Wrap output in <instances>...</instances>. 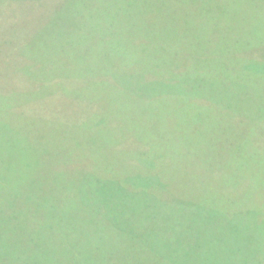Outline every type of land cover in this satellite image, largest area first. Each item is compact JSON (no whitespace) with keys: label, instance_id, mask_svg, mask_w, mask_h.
Segmentation results:
<instances>
[{"label":"rangeland","instance_id":"obj_1","mask_svg":"<svg viewBox=\"0 0 264 264\" xmlns=\"http://www.w3.org/2000/svg\"><path fill=\"white\" fill-rule=\"evenodd\" d=\"M1 32L0 264H264V84L235 68L264 0H7Z\"/></svg>","mask_w":264,"mask_h":264},{"label":"trees","instance_id":"obj_2","mask_svg":"<svg viewBox=\"0 0 264 264\" xmlns=\"http://www.w3.org/2000/svg\"><path fill=\"white\" fill-rule=\"evenodd\" d=\"M4 1H7V0H0V3L4 2ZM60 1H62V4H64L66 2V0H60ZM53 2H55V1H52V3ZM42 15H41V17H42ZM40 18L39 17H34L33 20L38 21V20H40ZM51 19H52V17L49 18L48 21L50 22ZM30 21H32V20H30ZM128 22L130 24H132V21L129 20ZM32 23L34 25H36L34 21ZM59 23L61 24L60 26H65V22L64 21H60ZM28 26H29V24L27 23L26 26H24V27H28ZM65 27H66L65 29H67L68 31H70L69 27H67V26H65ZM20 30H22V27L19 28V27L15 26V25H11V27L9 28V31L12 32V38L13 37H16V40H18L19 38L17 36L20 34V32H19ZM6 32H8V29H6ZM165 32H168V28L167 27H165V28L163 27L162 29L159 28L158 30H154V32L152 30V33L150 35H153L154 38H153V40L150 38L151 41L149 42V44L150 43L153 44L154 49H155V46H156L157 43H163V41H162L163 39H159L160 37H158V36L161 35V37H162ZM142 35H144V33L141 34V35L131 34V36H132V38H131L132 39L131 44L132 45H137V46L139 45L140 47H142L143 45L147 44V43H145L143 41V39L146 38V37H144L145 35L144 36H142ZM7 40H8L7 37H4L3 33L1 32L0 41L6 43ZM111 41H113L112 38H110L109 42H111ZM105 42H107L106 39H105ZM252 48H253V45L247 44L244 47L238 49V51L244 50V51L239 52V53H241L240 55H238V54L236 55L238 57L237 58L238 62L236 64L234 63L235 64V68L238 69V70H236L237 71L236 73H237V76H239V77L235 76V77H232V79L235 80V81H238L236 79V77H237V78H240L241 79L238 82H241V81L242 82H247V81H249V82H254L256 84H262L263 85L264 84V55L260 51L259 52L258 51H253ZM248 51H250V53H254V54H251L249 56L247 54ZM112 52H113V54H115V51H112ZM254 55H256V57H254ZM229 58H235V53H232V56H230ZM102 76H103V79H104L105 76L104 75H102ZM107 77H109V76H107ZM162 77H161V79H162ZM166 77H169V75H167ZM246 77H248V78H246ZM172 78H176V76H172L171 79ZM51 79L52 78H50L49 80H51ZM49 80H46V81H49ZM177 80L180 81L179 77H177ZM106 81L112 82V78L110 80L107 79ZM167 83L168 82H166V84H164L166 88H170L171 87V84L172 83L174 84V82H172L170 84L169 83L167 84ZM244 85L245 84H243L241 88H242L243 91H246L248 87L246 85L245 86ZM80 87L81 86H79V89H80ZM84 91L85 90L83 89L80 92H84ZM261 94H258V95L261 96ZM76 95L77 94L75 93V96ZM78 96H79V94H78ZM82 98H84V97H82ZM98 110H99V108H98ZM105 116H106V114H104V116L102 118H104ZM32 120L33 119L31 118L30 126H32ZM103 121H104V119H103ZM94 124H96V123H94ZM256 125H257V123L254 124V126H256ZM249 134H252V132H250ZM18 154H20V153H18ZM18 154H15L13 156V162L15 163V166H16V169H17V176L20 178L21 175H22L24 178L27 179V178H29L31 176V171L34 170V169H37L38 166H34V164H33L34 156H32V155L31 156L28 155L25 159H23V165L21 167L17 166L16 165L17 161L15 160V157L18 156ZM150 187L151 186L149 184H147V188H150ZM129 189H130V186H129ZM261 211L264 212V210H261ZM261 214H259V215H261ZM6 218H7V216L4 218V221H6ZM261 218H262V220H261V223L262 224H260V225H262V226H258L257 229H260V228H263L264 227V216H261ZM98 235L99 234H97V236ZM114 237H115V235H114ZM86 238H88L89 241H90V243H91V244H89V247H91L92 245L93 246H96V244H94L96 242L95 240L98 238V237H96V233L93 232L92 234H90ZM112 242L114 243L115 240L112 241ZM26 243H27V241H24L22 243L21 249H20V251H22L24 254H26L28 252V247H25L26 246ZM75 245L77 246V244H75ZM8 246H9V240H8L7 236L2 232L0 234V260H2V261H5V260H7L9 258H13L15 256V255H11V252L10 251H7ZM85 258H86V256H85Z\"/></svg>","mask_w":264,"mask_h":264}]
</instances>
